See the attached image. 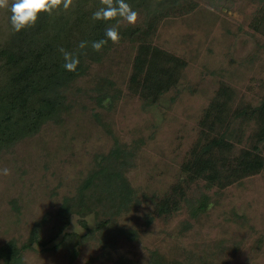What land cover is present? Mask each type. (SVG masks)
Segmentation results:
<instances>
[{
	"label": "rangeland",
	"instance_id": "374dc122",
	"mask_svg": "<svg viewBox=\"0 0 264 264\" xmlns=\"http://www.w3.org/2000/svg\"><path fill=\"white\" fill-rule=\"evenodd\" d=\"M262 6L177 0L155 23L136 11V38L87 59L56 115L0 149V264L9 241L13 264H264ZM216 95L225 107L203 123ZM120 184L133 199L116 209Z\"/></svg>",
	"mask_w": 264,
	"mask_h": 264
},
{
	"label": "trees",
	"instance_id": "16d2710c",
	"mask_svg": "<svg viewBox=\"0 0 264 264\" xmlns=\"http://www.w3.org/2000/svg\"><path fill=\"white\" fill-rule=\"evenodd\" d=\"M125 2L133 10L143 12L145 18L149 19L148 22L155 23L160 13L172 10L171 7L177 0H125ZM99 7L100 0H73V5L67 11L63 9L54 11L51 16L42 14L35 27L19 33L11 28L10 12L0 9V149L33 132L39 122L54 117L59 110L61 99L64 98L63 94L61 98L60 89L85 73L87 59L93 62L102 60L103 53L109 49L111 41L109 40L100 52L93 51L90 43L106 38L105 30L117 21H93L91 16ZM258 14L262 16L258 18L257 23H253L252 28L264 32V6L253 19H256ZM145 25L150 26L148 23ZM142 30L140 27L119 23L120 41L136 38ZM81 41H88L89 47L85 50L79 49L78 44ZM60 48L78 56L80 63L75 72H69L63 67L64 60L59 52ZM160 82L162 83L163 79H160ZM219 99L216 95L202 118L203 123L209 121L212 110L224 109L225 104ZM154 100L156 98H151V101ZM224 139L223 134L213 137L210 135L208 139L210 143L201 149L207 151L211 149V144L212 146L221 144ZM109 156L118 159L122 155L115 150ZM105 159L107 157L103 158ZM205 162L208 166L201 165L200 173L207 172L204 177L207 179V186L212 187L214 183L210 173L212 169L209 166L210 162ZM99 171L102 176H106L105 168H101L85 180L82 189L92 185L93 180L100 175H97ZM115 189L116 191L110 193L109 199L106 197V201L110 200L116 209L126 207L133 199V191L125 184H120ZM79 201L85 206L83 200ZM200 203L201 206H206L207 196H203ZM70 209L67 201L59 207L61 230L67 223ZM1 252L6 264H13V261L19 258L20 249L14 241H9L1 247Z\"/></svg>",
	"mask_w": 264,
	"mask_h": 264
},
{
	"label": "clouds",
	"instance_id": "9594fccd",
	"mask_svg": "<svg viewBox=\"0 0 264 264\" xmlns=\"http://www.w3.org/2000/svg\"><path fill=\"white\" fill-rule=\"evenodd\" d=\"M100 4L101 7L92 14L91 19L105 22L116 20L117 23L105 30L106 38L90 43L91 49L95 52L102 51L109 40L113 44L119 43V22L121 20L130 25H135L138 21V13L125 0H100ZM72 5L73 0H0V9H6L10 12V25L16 33L35 27L42 14L51 16L54 11L61 9L67 11ZM88 47V41H81L78 44V48L81 50ZM59 52L63 56V67L69 72H75L80 63L78 56L64 48H60ZM0 174L8 176L11 173L8 168H4L0 170Z\"/></svg>",
	"mask_w": 264,
	"mask_h": 264
}]
</instances>
